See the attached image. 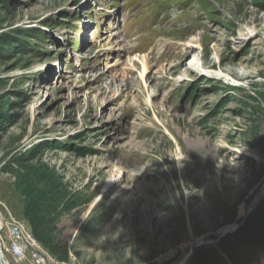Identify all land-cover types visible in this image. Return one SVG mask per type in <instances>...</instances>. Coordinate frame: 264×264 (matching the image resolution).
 <instances>
[{
	"label": "rangeland",
	"instance_id": "1",
	"mask_svg": "<svg viewBox=\"0 0 264 264\" xmlns=\"http://www.w3.org/2000/svg\"><path fill=\"white\" fill-rule=\"evenodd\" d=\"M8 34L0 245L25 220L4 156L43 143L36 162L83 203L59 264H179L264 201V0H0ZM234 258L264 264V247Z\"/></svg>",
	"mask_w": 264,
	"mask_h": 264
},
{
	"label": "trees",
	"instance_id": "2",
	"mask_svg": "<svg viewBox=\"0 0 264 264\" xmlns=\"http://www.w3.org/2000/svg\"><path fill=\"white\" fill-rule=\"evenodd\" d=\"M20 44L21 41L14 35L0 37V49L20 47ZM5 60L0 51V61ZM259 95L264 99V92ZM8 119L7 113L0 111V129ZM53 149L51 144L43 143L19 154L6 155L2 171L16 178L17 189L24 200L23 217L35 239L58 261L68 263L69 250L58 238L57 226L65 214L72 213L83 203L68 190L61 176L36 162L45 152ZM238 244L264 247V201L244 220L236 233L222 239L216 246L196 249L188 264H230L225 255L232 264H238L234 258Z\"/></svg>",
	"mask_w": 264,
	"mask_h": 264
},
{
	"label": "built area",
	"instance_id": "3",
	"mask_svg": "<svg viewBox=\"0 0 264 264\" xmlns=\"http://www.w3.org/2000/svg\"><path fill=\"white\" fill-rule=\"evenodd\" d=\"M20 229H29L30 238L20 237ZM8 245H0V249L6 250L12 258L21 261H29L30 264H59L61 263L53 257L33 236L30 225L27 221L18 220V227H7Z\"/></svg>",
	"mask_w": 264,
	"mask_h": 264
},
{
	"label": "water",
	"instance_id": "4",
	"mask_svg": "<svg viewBox=\"0 0 264 264\" xmlns=\"http://www.w3.org/2000/svg\"><path fill=\"white\" fill-rule=\"evenodd\" d=\"M262 198V194L260 195L259 197V200ZM252 212H249L245 217L244 219L242 220V222L236 226H234V228L232 229H229L225 232H223L221 238H219L217 241H208V242H200L198 244H196L195 248L192 250V252L186 256V259H184V261L180 264H188L189 261L191 260V258L193 257V254L195 253L196 249H199L201 247H204V246H216L219 242H221L222 239L226 238L227 236L231 235V234H234L236 233V231L242 226L244 220L251 214ZM0 264H4L2 261L0 262Z\"/></svg>",
	"mask_w": 264,
	"mask_h": 264
},
{
	"label": "bare ground",
	"instance_id": "5",
	"mask_svg": "<svg viewBox=\"0 0 264 264\" xmlns=\"http://www.w3.org/2000/svg\"><path fill=\"white\" fill-rule=\"evenodd\" d=\"M142 64H143V73H142V77L143 78H145V74L147 73V71H148V66H147V64L145 63V62H142ZM262 194H264V186H263V189H262V192H261ZM10 227H18V223H11L10 225H9ZM233 227L235 226V225H232ZM228 229V228H227ZM20 237H23V238H30V230L29 229H20ZM197 243H198V241H197ZM186 259V258H185ZM3 262L4 263V261H3V257H2V255H1V252H0V262ZM183 261H184V259H183ZM182 261V262H183ZM181 262V263H182ZM5 264V263H4ZM180 264V263H179Z\"/></svg>",
	"mask_w": 264,
	"mask_h": 264
}]
</instances>
